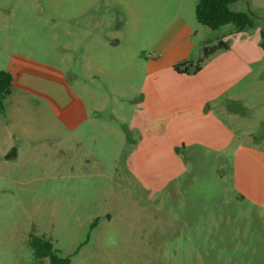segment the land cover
<instances>
[{
  "label": "rangeland",
  "instance_id": "1",
  "mask_svg": "<svg viewBox=\"0 0 264 264\" xmlns=\"http://www.w3.org/2000/svg\"><path fill=\"white\" fill-rule=\"evenodd\" d=\"M107 2V13L121 24L112 27L119 28V42L78 41L66 35L72 26L34 20L0 24V38H12L0 41V70L8 69L12 53L28 54L61 67L85 95V85L101 95L124 91L129 103L124 100L126 121L117 118L115 100L107 103L97 142L80 137L72 143L45 102L17 90L6 97L0 106V264H49L34 257L32 234L51 239L70 264H264V202L235 188L234 155L188 149L171 156L169 139L156 129L160 118L146 121L141 112L132 124L142 127L125 131L131 96L141 97L128 89H139L150 68L170 74L171 83L198 80L176 67L196 62L225 27L199 22L197 0ZM242 3L232 8L250 13L256 24L264 20V0L258 8L254 0ZM243 100L252 103V93ZM237 108L251 120L253 133L246 143L239 130L237 142L264 147V121L254 110ZM147 124L153 126L149 139L142 133ZM134 141L143 146L130 169Z\"/></svg>",
  "mask_w": 264,
  "mask_h": 264
},
{
  "label": "crops",
  "instance_id": "2",
  "mask_svg": "<svg viewBox=\"0 0 264 264\" xmlns=\"http://www.w3.org/2000/svg\"><path fill=\"white\" fill-rule=\"evenodd\" d=\"M240 1L244 3L246 0L237 2ZM260 1L254 0V8L260 6ZM11 2L14 4L11 5ZM45 3L46 7L42 6ZM107 6V0H27L26 3L25 0H0V24L21 26L34 20L33 24L37 25L72 26L74 29L67 30L66 35L78 41L89 39L104 42L108 39L119 42V28L112 27L121 24H116L114 16L107 13ZM259 21V24L254 23L253 27L244 30H237L230 24L221 26L225 27V31L217 41H223L227 46L205 59L201 69L195 72L199 79L194 82L171 83L168 81L170 74L150 68L146 73V82L139 89L135 86L128 89L131 94L139 90L141 97L135 99L131 96L128 105L130 123L125 131L131 134L142 127L132 124L137 113L141 112L146 121L152 115L160 118L161 126L156 129H160L169 139L167 151L171 156L188 149L195 153L222 154L225 158L234 155L231 169L235 188L264 202V147L260 144L247 146L235 139L239 130L240 137L249 139L246 143L250 142L249 137L253 134L251 120L237 106L254 110L257 121H264V49L261 45L264 20L260 18ZM11 39L6 33L0 41L8 43ZM11 57L6 69L13 77L11 94L17 90L21 97L32 95L45 102L53 123L65 130L72 143L75 138L79 141L80 137H89L94 143L97 142L99 127L104 126L102 112L112 100L120 106L118 114V109H113L117 118L127 120L122 114L128 99L124 91L110 89L109 93L101 95L90 92L89 86L85 85L86 95L91 98L89 101L61 67L44 64L19 52L12 53ZM175 71L183 76L190 74ZM251 93L252 103L244 102L243 98ZM152 128L147 124L145 132H142L145 138L149 139L147 133ZM132 145L133 153L127 159L130 169L132 164L134 167L136 164V161L132 162V158H136L132 157L133 154L142 151L143 146L136 141ZM253 163L257 167V181L252 175L253 167L250 168Z\"/></svg>",
  "mask_w": 264,
  "mask_h": 264
},
{
  "label": "trees",
  "instance_id": "3",
  "mask_svg": "<svg viewBox=\"0 0 264 264\" xmlns=\"http://www.w3.org/2000/svg\"><path fill=\"white\" fill-rule=\"evenodd\" d=\"M238 0H197L196 16L199 22L211 28L217 29L226 24H232L237 30H244L254 26V17L245 11L235 10L232 5ZM261 45L264 49V26L261 28ZM223 41L204 48L203 56L196 62L182 63L176 70L179 72L195 73L202 67L204 60L216 50L226 47ZM12 74L6 70H0V106L4 107V100L12 92ZM29 244L36 259L48 258L49 264H70L69 256H62L53 245L51 239L44 235L32 234Z\"/></svg>",
  "mask_w": 264,
  "mask_h": 264
}]
</instances>
